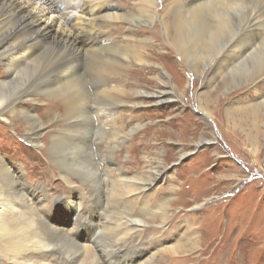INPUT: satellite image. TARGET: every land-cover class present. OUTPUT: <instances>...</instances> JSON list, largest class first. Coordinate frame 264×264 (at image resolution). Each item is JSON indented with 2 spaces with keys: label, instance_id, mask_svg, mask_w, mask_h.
I'll list each match as a JSON object with an SVG mask.
<instances>
[{
  "label": "bare ground",
  "instance_id": "bare-ground-1",
  "mask_svg": "<svg viewBox=\"0 0 264 264\" xmlns=\"http://www.w3.org/2000/svg\"><path fill=\"white\" fill-rule=\"evenodd\" d=\"M158 4L161 11L159 15H155L153 10ZM135 6L136 11L123 14L124 11L111 0H0V68L3 71L1 75L8 79L6 81L4 77H0V120L10 125L18 123L24 136L37 147L44 141L43 146L50 153L51 160L58 163L60 177L70 189L68 195L64 194L63 197L55 199V206L52 208L48 204L47 195L29 185L25 181L23 170L0 153L1 263L109 264L106 261L109 250L113 252L123 248L119 254L131 259L128 264H143L152 253L129 246L135 242L133 240L137 241L140 237L138 224L144 222L149 225L154 219H166L168 218L166 215L172 211L175 213L181 203L183 206L189 203L188 197L195 201L204 195L203 185L199 184V180L193 179L192 181L198 182V188L190 189L192 195L183 189L186 186L183 183L178 199L173 202H162L160 199L165 200L166 196L165 194L159 196L160 190H156L152 192V200L156 197L155 202H161L155 206V208L158 206L156 211L150 208L151 206L144 205L140 213L133 214L131 199L141 195L139 199L143 204L147 191L146 184L138 176L137 178L134 176L133 179L127 177L124 170L118 168L117 173L109 171L100 179L101 183L111 185L113 189L117 186L122 187L116 196L123 205L119 211L123 210L120 216L124 217H121L120 223L108 220L97 223V216L90 209V205L86 207L81 203L79 196L74 192L76 184H84L85 179L81 180L79 176L74 175L72 177L64 168L65 163L77 152V146L70 142L69 136L75 130H85L91 123L105 127L109 139L104 140L105 151L109 154L114 152L110 143L118 144L122 133L133 124L131 121L122 122V115L118 116L117 110L95 108L92 101L100 107L110 105L105 102L114 105L122 103L124 93L131 92L139 96L142 91L136 89H147L146 84L151 81L147 78L138 79L134 71L128 69L129 61L117 58L121 51L131 54L132 59L138 55L137 63L146 66L139 72L147 76L151 74L152 69H156L153 80L162 82L164 79L165 85H169L170 78L165 79L168 75L164 70L167 69H161L160 65L168 51L161 53L158 47H172L184 56L195 70L219 60L209 72L208 80L209 83H213L222 77L220 79L222 85L213 91L215 97L212 111L206 110L203 114L206 119L212 116L217 125H220L221 137L227 144L230 142L227 146L231 150L237 145L244 144L250 148L253 156H259V153L256 154L260 150L258 133L264 122V0H138ZM134 18L139 20L138 24L160 21L162 40L156 30L152 31L153 37H144L140 40L137 37L146 36L147 33L143 30L135 32L133 26L127 27L128 36H124L123 39L120 37L124 31L123 25L111 23L106 30V27H102V24H107L104 19L127 20L136 24ZM155 18L159 21H153ZM132 33H135L134 37ZM149 47L142 57L139 51H145ZM26 68L33 69V81L28 84L23 82L25 85L22 83L23 86L19 90L12 92L10 88L12 80ZM168 69L170 76L177 78L173 67ZM229 74L231 77L227 79ZM91 80H97L94 90L99 97L98 100L90 93L79 95L77 92L82 89L80 85ZM252 82L255 83L250 89L233 95L240 97L243 103L235 104L234 100L226 103L224 115L233 121L227 119L226 122L221 121L223 113L221 114L216 94L221 95V98L223 93L235 91L237 90L235 88ZM155 92L157 96L166 94L159 84ZM167 92L171 93V90ZM253 98L256 100H252ZM135 100L140 102L142 98L135 97ZM44 101L50 103L43 106ZM208 103L211 104L212 99L205 103L206 108ZM24 104L34 106L25 110L22 107ZM84 107L87 112L78 113ZM42 108L43 114L39 115L38 110ZM88 111L89 115H93L90 121L81 116L88 115ZM180 119L183 121V127H175L167 132L155 130V125L149 127L143 131L139 146H144L145 141L151 138L154 143L162 144L166 141L177 143L183 149L189 147L197 128L183 116ZM139 127L140 125H136L135 129ZM246 129L251 131L245 133ZM46 130L50 131L49 136L48 133L42 134ZM129 134L126 136L129 137L131 135ZM199 138H203L202 133ZM182 143L186 145L182 146ZM169 144H162L163 148L171 149ZM136 147L133 145L128 149L132 155L136 152ZM83 149L87 153L90 150L93 154L90 143L87 145L85 142ZM166 159L164 156L165 161ZM144 160L148 164L152 162L148 157H144ZM128 161L134 167H139L134 161ZM164 174L165 172L154 176L149 172V181L151 183L161 181ZM53 190L56 193L61 192L59 186H55ZM93 192L96 193L95 200L100 193L105 194L106 191L101 186ZM88 202L90 204L89 197ZM86 217L90 219L83 221ZM95 229L97 231L93 232ZM101 231L115 232L114 236L119 238L120 243L116 246H107L106 249H101L96 241L93 245L92 235ZM199 243L201 241L197 239L189 241L191 247ZM63 245H70L69 248L73 251L63 253L66 249L62 252ZM205 245L207 246V241ZM164 252L178 254L187 250L178 245L165 249ZM146 264H157V260L152 257Z\"/></svg>",
  "mask_w": 264,
  "mask_h": 264
},
{
  "label": "rangeland",
  "instance_id": "rangeland-1",
  "mask_svg": "<svg viewBox=\"0 0 264 264\" xmlns=\"http://www.w3.org/2000/svg\"><path fill=\"white\" fill-rule=\"evenodd\" d=\"M111 2L117 4L124 11L123 14H126L131 13V11H136L137 7L135 5L138 3V0H117L115 2L111 0ZM159 11H161L160 4L153 10V14L159 15ZM103 21L107 23L105 25L102 24L103 28L106 27L105 30L111 23L123 25L124 27L122 29L124 31L120 36L122 39L124 36H128L126 30L130 25L134 27L135 32L143 30L147 33L146 36L142 35L137 37V39L141 40L144 37L151 38L153 37L152 31L156 30L162 40L161 24L156 18L153 21L159 22L151 24L143 22L138 24L137 21L139 20L137 18H134L136 24L129 23L127 20L112 21L104 19ZM131 35L134 37L135 33ZM130 47L131 45L129 44L128 48ZM164 47L167 48L164 49ZM164 47H158L161 53L166 52V50L168 51V54L164 55L162 59L160 68L169 70L168 68L173 67L177 73V78H174L170 76L169 71L164 70L168 75L165 79L168 80L170 78L169 85L163 83L164 79L162 82L158 80L155 82L153 80L156 69H152L151 74L147 76H145V73L139 72L143 71L146 66L137 63L139 60L137 59L139 58L138 55L132 59L131 54L121 51L119 56H117L121 61H129L128 69L133 70L138 79L145 80L147 78L151 81H147L149 82L146 84L147 89H136L142 91L139 96L131 92H127L128 96H126L127 93H124L125 98L122 103L114 105L113 103L105 102L110 105L100 107L96 106L94 101H92L95 108L117 110L119 111L117 115H122V122L131 121L133 124L131 128L122 133L118 144L110 143L114 152H110L109 154L105 151L106 146L104 140L109 141L107 138L108 132L105 127L103 128L98 124L91 123L85 130H75L69 136L70 142L77 146V152L65 163L64 168L71 176H79L81 180L85 179V182L83 181L84 184H76L77 187L74 192L79 196L81 203L86 207L90 205V209L97 216V223L107 220L120 223L121 217H124V215L120 216L123 210L119 212L123 208V205L116 194L122 190V187L117 186L113 189L111 185L101 183L100 179L101 176L105 177L109 171L117 173L116 170L121 168L127 177L130 176L129 178L133 179L134 176L136 178L138 176V178L145 181V189L147 190L144 199L145 202L142 204V201H140L139 196L141 195L132 198L133 214L140 213L144 205H149V207L151 206L150 208L156 211L158 206L156 208L155 206L159 205L161 203L160 201L173 202L180 197L178 193L183 183L186 184L183 189L189 192L190 189L198 188V182L196 181L199 180V184L201 183L203 185V194L205 196L201 195V198H197L195 201H192L191 197H188L190 202L184 206L181 203L175 210V213L173 211L171 212L172 216L170 213V216L166 215L168 217L166 219H154L149 225L140 222L138 224L140 230L139 240H133L135 242L129 246L136 247L139 251L147 250L149 253H152L143 264L148 263L152 257L157 260V264H264V122L259 128L258 133L260 150L256 154L259 153V156H253L250 148L244 144V147L243 145H237L231 150L227 146L230 142L228 141L227 144L225 139L223 140L221 137L222 131L219 129L220 125H217V122L214 121L212 116L207 115L208 118L206 119L204 115L206 110H209V112L212 111V104L215 97V92L213 94V91L216 87L222 85V81L220 80L222 77H219L213 83H209L208 80L209 72L218 64L219 60L213 61L211 65L203 66L201 69L195 70L189 64L188 60L178 51L172 47ZM148 49L150 47L145 51H139L140 55L144 56ZM2 73L3 71L0 68V77H4L6 80V76H2ZM32 74L33 69L26 68V70H21L16 75L17 78L15 77V80H12L13 82L11 81V91L16 92L24 83H31L34 79V75ZM227 77V79H230L231 75L229 74ZM95 82L97 80H91L84 85H80L82 89L77 91L79 95L90 93L94 99L98 100L99 97L94 90ZM255 82L248 83L242 87L239 86L235 88L237 89L235 91L223 93L221 98V95L216 94L217 101L220 104L221 114L223 113L221 121L226 122V119L227 121H233V119L224 115L226 112L225 108L227 107L226 103L231 100H234L235 104L243 103L240 97H233V95L237 92L250 89ZM158 84L166 93L165 95H156L155 89ZM170 90L171 93H168L167 91ZM132 92L135 91L132 90ZM135 97L142 98V101L137 102ZM209 99H212V103H208L206 108L205 103ZM252 100H256V98ZM47 103H50V101H44L43 106ZM31 106V104H24L22 107L25 110H29L34 105ZM42 112L43 108L38 110L39 115L43 114ZM79 112L85 113L87 110L84 107ZM233 115H237V113H233ZM81 116H83L82 118L85 117L87 121L93 119V115H89V111L88 115L82 114ZM181 116L191 121L197 128L196 132L194 131L193 141L189 143V147L185 148L186 151L183 147L177 145V143L166 141L162 144L166 145L170 143L171 149H164V145L154 143V140L151 138L145 141L144 146H139V139L143 136V131H146L153 125H155V130H165L166 132L173 130L175 127H183V121L180 119ZM136 125H140L141 128L135 129ZM131 131L133 132L131 133ZM250 131L248 129L244 130L245 133ZM48 132L50 131L46 130L42 134L46 135ZM85 132L87 133L85 134ZM127 133H130L131 135H129L131 137H127ZM201 133L203 134L202 139L199 138ZM47 135L49 136L50 133ZM85 142H87V145L89 143L91 144L93 154L90 153V150L88 153L87 151H83ZM240 142L242 143L243 141ZM43 143L44 141L40 142V147L35 146L24 136L22 128L18 123L10 125L0 120V153L4 158L12 162L13 165L23 170L25 181L45 193L49 200L48 204L54 208L55 199L60 196L63 197L64 194L68 195L70 189H68V186L60 177L58 163L51 160L50 153L43 146ZM132 144L137 146L135 149L136 152L133 155L128 150L133 146ZM185 145L182 143V146ZM164 156L167 158V162L164 160ZM144 157H148L152 162L148 164L144 160ZM128 160L134 161L139 167H134ZM218 161L220 162L218 163ZM128 163L130 164L128 165ZM149 172H152L154 176L158 173L165 172V174L161 181L151 183L149 181L150 178H148ZM193 179H196V181H192ZM168 180L172 181V183ZM48 181L50 183H47ZM54 185L59 186L61 189L60 193H56L53 190L55 188ZM101 186L105 188L106 192L105 194L100 193L94 200L96 193L93 191L101 188ZM116 188L118 189L116 190ZM156 190H160L159 196L162 194L164 196L165 194V200L160 199L158 203L155 202L156 197L152 200V192ZM189 193L192 195L191 192ZM217 212L220 213L218 214ZM173 218L175 219L173 220ZM89 219L90 217H86L83 218V221ZM189 220L191 222H188ZM95 231L97 230L95 229L93 232ZM167 231L168 233H166ZM114 234L115 232L109 233L107 231L94 233L92 235L93 245L95 241L101 249H106L107 246L118 245L120 243L119 238L114 236ZM191 239H197L201 243L195 247H191L189 244ZM206 241L207 246L205 245ZM178 245L185 247L187 252H180L178 254H166L167 252H164L165 249L174 248ZM69 247L70 245H63V248H61L62 252L65 248L63 253H66V251L67 253L69 251L72 252L73 250ZM121 251H123V248L113 250V252L109 250V257L106 261L109 264H128L131 259L124 254H119ZM1 262L0 264H3ZM85 262L87 261L85 260Z\"/></svg>",
  "mask_w": 264,
  "mask_h": 264
}]
</instances>
